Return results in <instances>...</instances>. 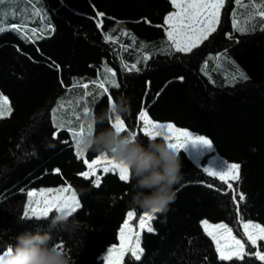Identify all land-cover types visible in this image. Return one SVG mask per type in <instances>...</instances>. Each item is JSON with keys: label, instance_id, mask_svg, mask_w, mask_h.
<instances>
[{"label": "trees", "instance_id": "obj_1", "mask_svg": "<svg viewBox=\"0 0 264 264\" xmlns=\"http://www.w3.org/2000/svg\"><path fill=\"white\" fill-rule=\"evenodd\" d=\"M241 2L248 7L226 0L216 32L186 54L161 51L167 48L165 18L173 10L170 0H38L35 7L46 13V18L28 20V28L39 31L50 23L54 31L45 32L43 39L34 42L10 27L24 21H10L0 33V93L9 98L13 109L10 117L0 119V246L14 244L15 236L24 231L39 230L51 233L52 244L65 242L72 264H103L107 248L119 242L126 213L136 210L138 216L141 214L143 208L133 203L134 179L125 183L108 174L99 188L94 187L90 180L77 175L86 165L77 159L74 147L61 142L70 140V134L61 130L53 138L52 113L61 100L65 102L64 117L71 118L73 126L77 121L69 101L85 125L87 119L109 111L108 95L93 104L94 86L89 83L104 78L105 65L116 72L120 84L119 89H109L110 95L116 103L121 97L130 101L127 113L133 123L145 101L154 120L205 135L217 153L241 165V179L233 182L245 197L239 204V216L264 226V20L255 17L244 25L254 10L249 0ZM97 12L104 16L97 17ZM233 14L248 31L235 30ZM98 19L103 20L102 28L97 26ZM229 33L232 38L226 35ZM105 34L118 37L117 42L106 41ZM145 54L150 56L146 62L142 59ZM218 54H223L219 62L208 59ZM137 60L141 61L137 64L140 71L123 69V63L130 65ZM206 60L209 75L202 70ZM237 68L248 79L230 83ZM77 83H89V88L85 90ZM85 91L90 93L86 101ZM122 116L127 119L126 113ZM108 128L107 119L97 122L95 134ZM95 155L96 151L87 152L89 160ZM180 157L182 178L174 186L175 199L156 213L152 221L155 231L142 233L144 253L136 264H262L254 256L218 260L202 220L225 222L246 240L233 193L217 191L226 185L203 172L207 155L202 166L184 150ZM65 181L77 191L82 205L77 213L63 220H53L55 212L45 219L21 220L28 191ZM259 243L264 251V242ZM245 246L247 251H255L247 243Z\"/></svg>", "mask_w": 264, "mask_h": 264}, {"label": "snow or ice", "instance_id": "obj_2", "mask_svg": "<svg viewBox=\"0 0 264 264\" xmlns=\"http://www.w3.org/2000/svg\"><path fill=\"white\" fill-rule=\"evenodd\" d=\"M11 0H0V5L10 3ZM28 5L25 9L26 16L22 17L23 23L17 25H11V29L21 33L24 39L29 42H34L35 39H43L44 34L47 31H54L51 28L50 23L45 26L43 30H37L36 28H28L27 20L33 17L46 18V13H42L40 8L35 7L38 0H23ZM176 11L169 13L165 18L166 36H167V48L161 51L164 54L174 53H191L193 49L198 48L204 41L216 32L218 25L220 24L221 10L224 9L226 0H170ZM237 6L248 7V5L242 4L241 0H234ZM252 9L254 10L245 19L244 25H247L250 20L255 17H260L264 20V0H260L256 3L255 0H249ZM11 15L15 16L16 13L12 12ZM4 13L0 10V19H2ZM104 14L97 12V17H103ZM233 27L236 31L246 32L249 29L242 26L240 21L236 19L233 14ZM97 26L103 27V20H97ZM6 29L0 24V32ZM252 30H255L253 27ZM261 30L264 31V24L261 25ZM31 33L30 35L28 33ZM121 35L131 36L128 32H122ZM229 38H232V34H226ZM105 40L116 43L118 37L114 39L110 34H105ZM133 45L135 38L132 37ZM121 48L127 50V48L121 45ZM223 58V54H218L215 57H209V60H215L219 62ZM146 62L150 59L148 54L142 57ZM141 61L137 60L135 63L128 64L123 63V69L129 72L140 71L137 67ZM58 69V65L56 66ZM205 75H209L208 61L203 64ZM211 79V77L209 76ZM179 79H183L180 77ZM248 77L245 73L237 68L236 73L231 75L230 83H235L237 80L244 81ZM63 84V82L61 81ZM93 87V104L96 100L103 95H108L110 105L109 109H114L116 102L110 95L109 89H119L120 84L116 79V72L106 65L104 67V78L92 80ZM89 83L79 84L76 86L83 87L85 90L89 88ZM107 85V86H106ZM90 93L85 91L84 100H87ZM159 93H157L158 97ZM79 103V98L77 99ZM68 107L73 108V115L77 121L73 126V120L71 118L65 119L63 110L65 109V102L61 100L58 103L57 109H53L54 127L53 138L56 139L59 136L61 130L67 131L70 134V140L61 141L62 143H69L74 147V153L78 160H81L86 165V170L77 175L82 176L86 180H90L94 187L99 188L102 183V178L108 174L117 175L119 180L128 183L131 182L134 177L131 170L128 169L122 163L116 161L113 157L107 153L101 154L96 152V155L89 160L87 152L93 150L91 148H82L81 141L85 134H95V124L97 121L95 117L87 126L85 123L79 121V114L75 113L74 105L71 101L68 102ZM150 106L145 101H142V108L138 110L136 116V122L131 120V114L126 113L127 119L122 115L115 114L114 111H109L107 120L109 121L110 128L115 129L117 132L123 134H130L132 139L135 140L138 137L142 139H158L166 142L170 148L175 149L180 153L182 149H185L188 144L202 146L206 148L210 153H214L215 149L211 139L194 134L193 132L177 127L172 122H158L154 120L149 114ZM61 112V115L57 116V111ZM13 109L7 96L0 93V119L8 118L12 115ZM88 108L84 109V114L87 115ZM131 125V126H130ZM203 172L210 177H215L221 181L226 188L217 189L222 191L225 195L231 191L233 193L232 200L235 205V210L238 215L239 224L242 225L243 237L245 239H238L233 234L232 228L225 223L211 224L207 220L202 221V227L204 232L214 242L215 250L217 252V258L221 262H230L233 259L243 260L245 256H254L258 261L264 264V252L260 250V243L264 242V226L257 223L244 222L242 216H239V204L245 199L243 193H239L237 188L233 186V182H239L241 179L240 170L241 165L239 163H228L218 157L212 160V164L203 166ZM54 173L60 174L59 169H54ZM212 187V185H207ZM28 199L26 201L22 218L27 220H40L49 218L50 214L57 213L58 215L53 217L55 219H65L77 213L82 207L78 198L77 192L72 188L70 184L65 181V186L57 188L42 189L40 191H28L26 193ZM239 195V201L236 200V196ZM164 209H154L152 211L141 210V214L138 216L136 210H129L126 213V219L119 229V242L112 245L106 250L104 261L106 264H125V257H128V264H136L141 261V257L144 253V249L141 247V234L146 231L153 233L155 229L152 226V221L156 219V213L163 212ZM135 220V225L132 221ZM248 244L249 248L255 249V251H247L245 244ZM12 244L0 246V256L12 250ZM58 249L65 251V242L63 240L53 244Z\"/></svg>", "mask_w": 264, "mask_h": 264}, {"label": "clouds", "instance_id": "obj_3", "mask_svg": "<svg viewBox=\"0 0 264 264\" xmlns=\"http://www.w3.org/2000/svg\"><path fill=\"white\" fill-rule=\"evenodd\" d=\"M129 110L130 101L124 97L120 98L114 109H109L117 115ZM109 111L95 117V120L103 122ZM81 147L94 149L101 154L107 153L130 169L136 182L133 203L144 210L166 209L174 201V186L182 178V161L180 153L166 142L149 139L144 144L138 138L133 140L130 134L108 128L98 135L85 134ZM51 241L50 232L24 231L15 236L12 250L0 256V264H72L69 255Z\"/></svg>", "mask_w": 264, "mask_h": 264}, {"label": "rangeland", "instance_id": "obj_4", "mask_svg": "<svg viewBox=\"0 0 264 264\" xmlns=\"http://www.w3.org/2000/svg\"><path fill=\"white\" fill-rule=\"evenodd\" d=\"M28 8V5L23 2V0H11L10 3H5L4 5H0V10L3 11L4 13V16L2 19H0V24H2L4 26L5 29L8 28V26L10 25V21L13 20V19H16V20H21V21H24L22 19V17H25L27 14L26 12L23 13L21 11V9H27ZM176 11V9L173 7V10L169 13H172ZM12 12H15L16 15L13 16L11 15ZM168 13V14H169ZM167 14V15H168ZM36 19V17H33V18H29L28 20L30 21H34ZM27 20V21H28ZM166 25H165V29H166ZM166 31V30H165ZM3 32V31H2ZM1 33V32H0ZM147 85L149 87V82H147ZM92 121V118H89L87 119V122H86V125L87 126V123L91 122ZM178 127V126H177ZM181 128V127H179ZM182 129H186V128H182ZM188 130V129H187ZM193 132V131H191ZM194 134H197L195 132H193ZM201 135V134H199ZM204 136V135H203ZM206 137V136H205ZM215 149V148H214ZM187 154L192 158V160H194L197 164H201L202 162V159L205 158V156L207 155V160H206V164L204 166H208L210 164H212V160L215 158V157H218L228 163H235V162H230L228 160H226L225 158H223L219 153H216V150L214 153H210L206 148L202 147V146H197V145H192V144H188L186 146V148L184 149ZM70 184V183H68ZM72 186V188L76 191L75 187L70 184ZM61 186H65V184H62V185H59V186H47V187H42V188H39V189H36V191H40L42 189H49V188H57V187H61ZM77 192V191H76ZM78 195V194H77ZM79 198V197H78ZM55 215L57 216L58 214L55 213ZM204 220H207L209 223L215 225V224H218V223H224V222H211L209 221L208 219H204ZM203 220V221H204ZM245 222V221H244ZM247 222H251V223H257V224H260L261 226H263L261 223L259 222H255V221H247ZM132 223L135 225V223L132 221ZM226 224V223H225ZM233 234L236 235L233 231ZM142 235V234H141ZM238 239H240L239 237H237ZM118 244V243H117ZM142 247V246H141ZM261 252H264V251H261ZM106 255V252L103 254L102 256V259L104 258V256ZM103 264H106V262L104 261L103 259Z\"/></svg>", "mask_w": 264, "mask_h": 264}]
</instances>
